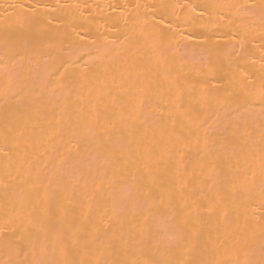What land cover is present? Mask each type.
Segmentation results:
<instances>
[{"label": "bare ground", "instance_id": "obj_1", "mask_svg": "<svg viewBox=\"0 0 264 264\" xmlns=\"http://www.w3.org/2000/svg\"><path fill=\"white\" fill-rule=\"evenodd\" d=\"M259 3L0 0V34L37 21L34 27L42 29L49 62L66 53L77 33L97 44L115 41L124 49L102 64L85 68L81 62L71 68L66 86L55 94L25 88L19 96L5 95L7 77L0 72V141L9 127L19 137L10 160L0 153V264L13 259L28 264L40 258L28 240L37 235L43 239L52 224L64 229L67 248L51 258L85 264L108 259L101 253L115 225L104 227L101 221L112 212L113 196L123 195V184L120 177L111 185L107 179L102 184L94 180L97 171L91 156L77 141L95 113L108 119L127 114L142 88L166 110V118L167 111L172 112V119L164 128L151 123L141 128L136 136L140 151L133 156L137 163L125 170L123 179L129 180V173L143 176L154 196L166 194L161 220L191 213L177 252L182 264H247L264 259V124L258 115L238 120L230 100L217 104V97L226 100L233 90L226 89L220 77L202 79L200 64L181 59L184 52L201 51L200 33H210L224 82L232 75L237 82L247 77L250 87L258 90L264 74V19L242 6ZM176 17L189 23L173 25L180 35L164 42L172 48L165 52L156 38ZM189 32L196 35L184 39ZM165 67L172 71L165 73ZM44 71L43 61L32 67L37 80ZM173 122L175 133L182 137L179 144L172 137ZM202 127L211 131L207 144ZM108 174L111 177L110 169ZM45 193L52 197L50 220L29 208L37 201L44 203ZM154 254L149 246L135 258L149 260Z\"/></svg>", "mask_w": 264, "mask_h": 264}, {"label": "snow or ice", "instance_id": "obj_2", "mask_svg": "<svg viewBox=\"0 0 264 264\" xmlns=\"http://www.w3.org/2000/svg\"><path fill=\"white\" fill-rule=\"evenodd\" d=\"M242 7L245 12L258 11L261 18L264 19V0H260L259 4ZM182 22L189 23L187 19L182 20L179 17L169 19L167 27L156 38L165 52L172 51V48L166 46L164 42H170L172 36L180 35L173 25L178 27ZM34 23L37 21L30 20L25 29L16 32L5 30L3 34H0V72H3L7 77V86L3 89L5 95L14 93L19 96L25 88H43L50 94H55L58 89H63L66 86L64 79L71 68L80 67L81 62L85 68L99 65L106 59L114 58L124 51L123 47L115 46V41L112 42V45L97 44L95 39L89 41L85 36L77 33L76 39L68 45L66 53L49 62L45 59L47 53L42 44V29L34 27ZM194 35L196 34L189 32L183 38L189 39ZM200 35L204 38L203 45H201L202 50L184 52L181 59H188L200 64L202 79L220 77L224 87L233 90L227 95L226 100L217 97L215 100L217 104L230 100L231 106L239 114L238 120L258 115L261 123L264 124V74L260 76L258 90L250 87L252 82L247 77L243 81L237 82L235 75H232L224 82L221 75L222 69L216 62L218 59L217 49L212 42L211 34L200 33ZM127 39L128 37L125 36V40ZM39 61L44 62L45 71L37 80L32 73V67ZM170 71L172 68H164L165 73ZM164 78L169 79L167 75ZM179 99L180 96L177 95L176 100L179 101ZM177 107L179 106L177 105ZM171 119L172 112L167 111L166 118V110L157 107L153 103L152 95L142 88L138 90L137 102L127 114L121 112L117 118L108 119L101 118L99 113H95L92 124L77 141V144L91 156L97 171V175L93 177L94 180L99 179L102 184L107 179L111 185L117 177H120L123 184L121 189L123 195L113 196L112 212L103 217L101 221L104 227H111L113 224L115 227L111 235L106 238L104 252L101 253V255L106 254L108 259L98 260L97 264H182L177 252L182 247V232L186 226V216L191 213L186 212L184 216L173 214L161 220V206L165 203L166 194L161 193L154 196L149 184L143 182V176L129 173L130 179H123L125 170L130 165L137 163L133 159V156L140 151V145L136 141L137 133L148 123L158 128H164ZM172 128V137L179 144L182 142V137L175 133L174 122ZM202 131L207 144L211 135L210 128L202 127ZM262 134H264V128H262ZM18 140L19 137L13 134V129L9 127L0 141L2 143L0 153L6 160H10V153H14L18 149ZM175 146L176 144L166 145L165 148ZM143 167L145 172L150 171L146 163ZM5 168H8L7 163ZM109 169L111 177L108 174ZM136 170L139 171V167ZM6 174L10 175L7 172ZM7 187L8 185L5 184V188ZM167 198L170 201L171 195L167 194ZM51 199L52 197L45 193V202L37 201L34 205H29L30 211L42 212L45 218L50 220L53 215ZM28 243L33 251L40 254V258L28 262V264H85L81 260L64 259L61 261L51 258L57 251L67 248L65 231L55 224L45 231L43 239L37 235L30 237ZM149 246L155 252L151 259L139 260L135 258L143 255ZM5 264H24V262L13 259ZM247 264H264V259L248 261Z\"/></svg>", "mask_w": 264, "mask_h": 264}]
</instances>
